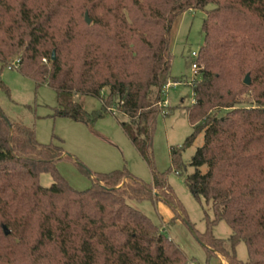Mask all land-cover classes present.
I'll return each mask as SVG.
<instances>
[{
    "label": "trees",
    "instance_id": "1",
    "mask_svg": "<svg viewBox=\"0 0 264 264\" xmlns=\"http://www.w3.org/2000/svg\"><path fill=\"white\" fill-rule=\"evenodd\" d=\"M194 10L205 12V44L184 146L200 133L205 138L185 182L215 216L200 239L209 256L229 264H264V0H0V71L19 60L21 75L58 94L55 116L93 125L122 115L154 175L149 186L128 171L103 174L77 191L57 170L71 158L63 147L40 143L34 128L10 120L0 106V264H191L129 201L161 200L185 217L166 174L154 170L153 136L166 115L164 87L177 83L174 25ZM0 92L11 98L1 80ZM74 95L98 98L102 109L89 112ZM171 153L180 173V149ZM44 173L53 177L50 187L40 183ZM218 221L233 231L231 249L212 236ZM242 242L245 263L235 254Z\"/></svg>",
    "mask_w": 264,
    "mask_h": 264
},
{
    "label": "rangeland",
    "instance_id": "2",
    "mask_svg": "<svg viewBox=\"0 0 264 264\" xmlns=\"http://www.w3.org/2000/svg\"><path fill=\"white\" fill-rule=\"evenodd\" d=\"M210 8H213L212 4L207 10ZM204 19V11L194 10L184 13L174 25L171 75L178 85L166 89L167 103L163 105L166 115L161 114L157 118L153 136L154 170L166 174V183L181 202L185 217H175L171 206L161 200L129 202L161 227L162 232L174 241L191 264H229L218 254L209 256L211 248L200 237L207 233L209 223L215 220V216L205 200L194 198L185 182L187 176L195 171L191 162L205 138L200 133L193 145L184 146L187 137L193 133L188 110L194 102L193 81L200 75L196 76L192 71L195 62L192 54L198 53L205 44L202 27ZM0 80L9 87L11 95L9 98L0 92V106L6 116L34 128L40 143L61 145L65 154L71 157L57 163L58 172L71 188L86 191L91 188L94 178L119 171H128L145 184L153 185V170L126 135L122 127L125 122L122 115L108 114L93 125H85L71 118L55 116V108L59 104L55 90L47 85L37 87L33 80L21 75L19 70H10L6 66L0 71ZM72 99L82 103L89 112L102 109L98 98L74 95ZM225 112L221 111L220 114ZM179 149L184 166L180 173H176L171 151ZM201 169L207 171L204 166ZM53 182L49 173L40 177L44 187H50ZM154 191L158 193L156 189ZM211 232L214 238L226 241V247L231 249L228 240L233 231L225 221L216 222ZM235 247L237 259L247 262L249 252L245 243Z\"/></svg>",
    "mask_w": 264,
    "mask_h": 264
},
{
    "label": "built area",
    "instance_id": "3",
    "mask_svg": "<svg viewBox=\"0 0 264 264\" xmlns=\"http://www.w3.org/2000/svg\"><path fill=\"white\" fill-rule=\"evenodd\" d=\"M192 57L193 58H195V62L193 63V65H192V71H193V73L197 76L198 74V71L200 70V65L197 63V57H198V53L197 52H195V53H193L192 54ZM19 66H20V63H19V60H16V61H14V62H12V64H10L9 65V69L10 70H17L18 68H19ZM171 85H174V86H177L178 85V83H168L165 87H164V94H165V96H166V89L167 88H169ZM165 103H167V101L165 100ZM164 103V104H165Z\"/></svg>",
    "mask_w": 264,
    "mask_h": 264
},
{
    "label": "water",
    "instance_id": "4",
    "mask_svg": "<svg viewBox=\"0 0 264 264\" xmlns=\"http://www.w3.org/2000/svg\"><path fill=\"white\" fill-rule=\"evenodd\" d=\"M86 20H87L88 24H91V20H90L88 14L86 16ZM53 58H55V52L53 53ZM245 83L248 84V85L250 84V76L249 75L246 77ZM5 232H6L7 235L9 234V232H8V230L6 228H5Z\"/></svg>",
    "mask_w": 264,
    "mask_h": 264
}]
</instances>
